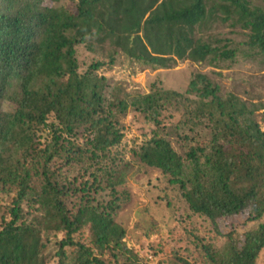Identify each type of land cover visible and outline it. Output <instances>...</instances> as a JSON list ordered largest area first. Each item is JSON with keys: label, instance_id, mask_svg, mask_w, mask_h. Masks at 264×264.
I'll use <instances>...</instances> for the list:
<instances>
[{"label": "trees", "instance_id": "trees-1", "mask_svg": "<svg viewBox=\"0 0 264 264\" xmlns=\"http://www.w3.org/2000/svg\"><path fill=\"white\" fill-rule=\"evenodd\" d=\"M225 27L245 40L214 34ZM83 49L103 56L80 60ZM118 53L157 76L184 61L264 64V0H0V264H148L116 221L130 202L121 187L132 164L120 161L129 110L156 127L131 158L159 174L164 198L207 222L158 264H263L264 118L202 74L184 91L156 80L121 98L99 75ZM167 118L185 155L160 133ZM100 159L111 164L99 169L104 184L92 174ZM82 167L93 182L76 187Z\"/></svg>", "mask_w": 264, "mask_h": 264}, {"label": "rangeland", "instance_id": "rangeland-1", "mask_svg": "<svg viewBox=\"0 0 264 264\" xmlns=\"http://www.w3.org/2000/svg\"><path fill=\"white\" fill-rule=\"evenodd\" d=\"M253 1L255 2L256 0ZM219 30L215 31L214 34L224 35L232 39L237 45L245 40L244 33L239 30L233 35L230 34L228 27L220 28ZM239 48L248 51L246 47ZM116 55L117 58L116 60L114 59L113 66L99 71V75L107 78V91L111 92L113 87L119 88L121 98H125L123 93L126 95H136L135 93H140L141 95L149 94L151 83L156 80L162 81L164 89L184 91L196 74H202L214 85L219 86V93L224 98L229 94L236 96L245 103L250 111L255 112L257 121H263L264 109H256L259 105L264 106V64L258 58L243 62L241 56H238L237 60H241V63L233 66L221 64L218 68L185 61L177 62L173 68L174 70L168 73L162 72L157 76L152 70L149 71V69L142 68L135 62L129 61L121 53ZM102 56V52L94 56L83 49L78 58L80 60L84 58L85 61L89 62V60L94 59L93 57L99 59ZM171 114L177 117L175 116L176 113L171 112ZM169 119L172 118H167L166 123L160 125V133L168 138L175 151L181 150L183 155H185L189 148L182 150V143L178 142L177 136H175L173 131V124H171L175 120ZM49 121H52V119H49ZM121 123L124 127L122 144L125 151L120 152L121 159L117 157L120 161L130 162L132 167L129 170L124 169L126 183L121 187V189H127L129 192L130 202L121 210L116 221H119L125 228L126 236L124 242L126 247L131 249L143 263L158 264L160 259L164 257L167 260H171V257H169L170 249L182 248L177 242L175 243L174 239L177 236L184 235V233L186 234L195 226L197 229L194 230V233L204 235L205 230L203 227H207V222L200 217L190 216L188 218L186 206L176 198H172V193H169L168 196L171 201L164 198L165 196L162 194L164 181L163 179L161 180L159 174L139 166V163L131 158L130 153L133 150H137L153 136L156 129L154 123L131 110L127 112ZM192 134L198 140V145L206 143L200 141H205L204 132L196 131ZM196 144L192 142V145ZM110 165L107 159H100L95 162L92 174L100 176L99 169ZM75 176L79 179L76 187L82 181L93 182L92 177L84 174L83 167L80 173H75L70 179ZM100 180L104 184L105 178L100 176ZM104 196L105 194L102 198H106ZM107 200H109L108 197ZM5 203H8V201ZM181 216L183 218L180 219L179 217ZM235 225L239 226L240 224L235 223ZM60 239H62L60 234L57 236L51 235L50 242L53 243ZM216 247L218 250H222L225 257H228L229 245L226 239L218 241ZM49 248L53 249L52 245ZM155 251L157 254L153 257L151 253Z\"/></svg>", "mask_w": 264, "mask_h": 264}, {"label": "clouds", "instance_id": "clouds-1", "mask_svg": "<svg viewBox=\"0 0 264 264\" xmlns=\"http://www.w3.org/2000/svg\"><path fill=\"white\" fill-rule=\"evenodd\" d=\"M155 74L157 73V72H154Z\"/></svg>", "mask_w": 264, "mask_h": 264}]
</instances>
